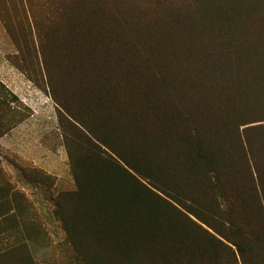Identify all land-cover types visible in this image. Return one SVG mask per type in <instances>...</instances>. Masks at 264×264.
Instances as JSON below:
<instances>
[{
    "label": "trees",
    "instance_id": "trees-1",
    "mask_svg": "<svg viewBox=\"0 0 264 264\" xmlns=\"http://www.w3.org/2000/svg\"><path fill=\"white\" fill-rule=\"evenodd\" d=\"M260 3L0 0L8 63L57 109L75 188L35 180L70 264H264ZM21 106L0 80V138ZM27 197L0 177V264L47 242Z\"/></svg>",
    "mask_w": 264,
    "mask_h": 264
},
{
    "label": "rangeland",
    "instance_id": "rangeland-1",
    "mask_svg": "<svg viewBox=\"0 0 264 264\" xmlns=\"http://www.w3.org/2000/svg\"><path fill=\"white\" fill-rule=\"evenodd\" d=\"M257 17H260V24L264 23V20L261 21L264 19L261 3ZM14 52L16 49L0 20V60L9 68L12 67L6 61V55ZM21 77L23 81L20 83V89L23 101L20 112L27 118L21 124L14 126L7 132L10 134L0 141V177L7 175L8 179H11L21 190L22 181V186L18 185L13 180V175L21 179L20 173L23 171L32 178L42 177L41 173L49 174L53 194L73 190L75 183L59 128L55 103L49 94L38 89L26 76L21 75ZM6 127L3 125L2 129ZM9 170H13L14 173L11 174ZM41 186L34 193L32 190L27 191L26 195L30 205L31 203L33 205L29 209L30 214L34 217L38 215V222L44 224L48 239L45 245L30 242L31 251L38 264H70L72 249L66 241L60 223L53 216L52 203L45 198L46 185L41 184ZM4 235L6 236L0 231V245L5 243Z\"/></svg>",
    "mask_w": 264,
    "mask_h": 264
},
{
    "label": "crops",
    "instance_id": "crops-1",
    "mask_svg": "<svg viewBox=\"0 0 264 264\" xmlns=\"http://www.w3.org/2000/svg\"><path fill=\"white\" fill-rule=\"evenodd\" d=\"M7 61V60H6ZM10 65V64H9ZM9 68L8 66H6L5 62H2L0 60V80L15 94L17 95L21 101H23V99H21V89H20V83H22V76H25L23 73H21L19 70H17L16 68H14L13 66L10 65ZM14 70V71H13ZM10 133H6L5 135H3L0 138V141L2 139H5ZM11 172V174L14 173L13 170H9ZM21 175V179L17 178L16 175H13V180L18 184L21 185V181H22V187L21 189L25 192L32 190L33 193L37 190V188L42 187L41 184H36V180L35 178H33V180H26L24 177L23 172L20 173ZM19 176V175H18ZM26 183V184H25ZM39 185V186H38ZM34 196V195H33ZM6 200V199H5ZM2 200H0L1 202Z\"/></svg>",
    "mask_w": 264,
    "mask_h": 264
}]
</instances>
